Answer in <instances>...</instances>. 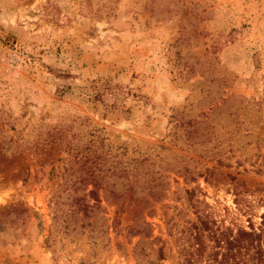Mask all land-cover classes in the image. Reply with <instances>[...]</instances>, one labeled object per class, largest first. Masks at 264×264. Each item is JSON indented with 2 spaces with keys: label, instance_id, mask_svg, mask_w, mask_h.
I'll return each instance as SVG.
<instances>
[{
  "label": "rangeland",
  "instance_id": "374dc122",
  "mask_svg": "<svg viewBox=\"0 0 264 264\" xmlns=\"http://www.w3.org/2000/svg\"><path fill=\"white\" fill-rule=\"evenodd\" d=\"M202 214L264 221V0H0V264H180Z\"/></svg>",
  "mask_w": 264,
  "mask_h": 264
},
{
  "label": "trees",
  "instance_id": "16d2710c",
  "mask_svg": "<svg viewBox=\"0 0 264 264\" xmlns=\"http://www.w3.org/2000/svg\"><path fill=\"white\" fill-rule=\"evenodd\" d=\"M192 195V191H189ZM200 229L193 237L197 239L192 251H186L183 262L180 264H264V221L255 226L250 220L247 227L235 225L222 230H214L216 225L209 215L198 217ZM212 242L208 249L202 236ZM158 260L163 259V246L158 249ZM195 259V261H194Z\"/></svg>",
  "mask_w": 264,
  "mask_h": 264
}]
</instances>
